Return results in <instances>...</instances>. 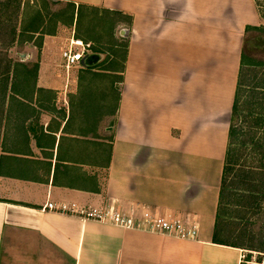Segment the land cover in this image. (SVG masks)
Segmentation results:
<instances>
[{
    "label": "crops",
    "instance_id": "1",
    "mask_svg": "<svg viewBox=\"0 0 264 264\" xmlns=\"http://www.w3.org/2000/svg\"><path fill=\"white\" fill-rule=\"evenodd\" d=\"M61 1L132 17L117 95H100L116 103L40 79L29 100L15 95L20 108L7 102L0 264H238L242 248L216 243L214 231L244 37L263 19L256 0ZM39 64L42 77L48 62ZM47 202L197 229L123 227L44 210Z\"/></svg>",
    "mask_w": 264,
    "mask_h": 264
},
{
    "label": "rangeland",
    "instance_id": "2",
    "mask_svg": "<svg viewBox=\"0 0 264 264\" xmlns=\"http://www.w3.org/2000/svg\"><path fill=\"white\" fill-rule=\"evenodd\" d=\"M256 2L258 10L263 16L259 26L264 27V0H256ZM16 7L17 5L15 4L13 6L4 4L0 7L3 17L11 16L12 24H14L13 21L15 19L13 9ZM21 8L22 11L18 18L19 35L17 36V41L11 47H8L7 50L0 48L1 53L7 54L12 61L13 67H15V71L12 72L10 78L15 75L16 80H13V78L10 81L5 100L6 105L7 102H10L13 109L14 107L20 108L23 104L15 101V95L22 94V96H19L24 100H29L27 97L31 96L36 90L37 79L38 81L40 79L42 82H44L43 80H49L44 82L46 85H61L62 89L66 91H76L78 89L92 91L91 93L96 97L87 98L86 101L91 99L94 104L99 102L100 105L114 108L116 101H112L108 97L102 99L101 96H107L110 93L113 96L112 99H114V95H117L116 89L119 87L118 82L115 80L120 77L119 72L125 54V47L123 45L113 46L111 37L113 34L115 39L123 44L128 39L127 35L124 36L120 33L122 29L128 27L127 25L126 27L124 26L125 24L120 20V17L113 16L116 19V24L111 28V25L106 23L108 20L104 18L105 16L102 15V12L96 13L86 8L81 10L80 17L77 19V16L74 15V9H70V6L59 0H24ZM37 26L39 32L34 33L31 31ZM29 29L30 31H28ZM89 35L94 37V39H101L100 42L94 41L92 43L94 48L90 50V55H96V61L92 60V65L89 68L76 66L68 69L61 54L63 47L69 43L73 36L87 42ZM247 36L245 37L246 39L248 38L245 44L248 49L249 64L254 65L255 72H257L259 77H263L262 65L264 64L261 65L260 61H264V29H252ZM41 60L48 62V66H45V64L42 68V77L39 66ZM50 62L52 63L51 66ZM38 75L40 78L37 77ZM52 79L55 82H52ZM22 98L21 101L23 100ZM47 99L50 100L51 98ZM70 100L73 104L79 102L78 99L74 100L71 98ZM11 121H13V118ZM5 126H7V122L2 121L0 124V137ZM248 152L243 155L236 167L239 169L242 166L241 163L246 161V166L257 171L256 166L259 165L258 155L251 148H248ZM253 187L250 186L248 189L253 190ZM231 190V193H233L231 199L235 202L227 203L224 211L225 219L230 222L229 226L231 227L237 226L241 229L247 224L257 234L254 243L259 245L260 242L258 240L260 238L264 240V189L258 194L261 197L259 207H256L255 210H249L247 217L241 219V222H239L240 220H238L237 216L243 208L237 206L236 201L245 192L243 187L238 185L231 188ZM253 211L257 212L254 214ZM236 233L235 231L233 237L231 236L232 234L229 237L236 239ZM244 239L246 240H242V242L248 243L247 238Z\"/></svg>",
    "mask_w": 264,
    "mask_h": 264
},
{
    "label": "trees",
    "instance_id": "3",
    "mask_svg": "<svg viewBox=\"0 0 264 264\" xmlns=\"http://www.w3.org/2000/svg\"><path fill=\"white\" fill-rule=\"evenodd\" d=\"M22 2H24V0H0V7L4 4H8V6H13V4L17 5V7L13 9L15 17L13 21L14 24L11 23V16L3 17L1 14L2 11H0V48L2 49L7 50L8 47H11L17 41V36L19 35L18 18L22 11ZM61 2L70 6V9H74V15L77 16V19L80 17L81 10L89 8L96 13L102 12V15L105 16L104 18L108 20L106 23H109L111 28H113L116 24V19L113 16H119L120 20L128 25L132 23V17L121 11L101 9L94 6L76 4L74 2ZM34 28L35 29L31 31L34 33L39 32L38 26ZM255 28L264 29V27H247L245 37H248V33ZM28 31H30V29ZM89 36L90 37L86 41L91 43V49L93 50L94 46L92 43H94V41L100 42L101 39H94L91 35ZM245 37L241 54V67L237 89L231 111L228 147L221 182L214 241L219 244L264 251V240L260 238L258 240L260 244L256 245L254 241L257 234L254 233L247 224H245L241 229L237 226L231 227L229 226L230 222H228L224 217V211L227 203L235 202L231 199V195L233 194L231 193V188L238 185L243 187V191L245 192L239 196L238 201H236V205L243 208L237 216L239 218L238 220H240L239 222H241V219H245L247 217L249 210H255L256 207H259L261 197H259L258 194H260L264 189V76L259 77L257 72H255L254 65L249 64L248 49L245 44L248 38L246 39ZM111 40V44L113 46H127V43L123 44L120 41H117L113 34ZM260 64H264V61H260ZM262 66L264 71V65ZM14 71L15 67H13L10 57L7 54L1 53L0 50V124L5 117V100L9 87V80L12 78H10V76ZM13 76L15 79V75ZM248 148H251L252 151L258 155L257 160L259 165L256 166L257 171H254L253 168L246 166V161L241 163L242 166H240L239 169L236 167L237 164H239V161L243 158V155L249 153ZM250 186H254V189H248ZM253 212L255 214L257 211ZM235 231L237 232L235 235L236 239H232ZM230 235L232 237H229ZM244 238H247L248 243L242 242V240H246Z\"/></svg>",
    "mask_w": 264,
    "mask_h": 264
},
{
    "label": "built area",
    "instance_id": "4",
    "mask_svg": "<svg viewBox=\"0 0 264 264\" xmlns=\"http://www.w3.org/2000/svg\"><path fill=\"white\" fill-rule=\"evenodd\" d=\"M91 50V43L85 42L74 36L62 49V58L65 66L69 69L83 61ZM43 209L54 210L68 215L79 216L82 219H93L109 222L123 227L149 229L152 231L178 235L181 237H195L197 225L185 226L181 219L169 220L165 217H155L150 212H145L143 217H136L134 213L109 207H84L77 203H53L47 202ZM238 264H264V251L242 248L240 250Z\"/></svg>",
    "mask_w": 264,
    "mask_h": 264
},
{
    "label": "water",
    "instance_id": "5",
    "mask_svg": "<svg viewBox=\"0 0 264 264\" xmlns=\"http://www.w3.org/2000/svg\"><path fill=\"white\" fill-rule=\"evenodd\" d=\"M128 32H129L128 31V28H126V29L124 28V29L121 30L120 33L125 36V35L128 34ZM92 60L93 61L94 60L96 61V55H90V54L89 55H86L85 58H84V60L82 61L83 62V65H92Z\"/></svg>",
    "mask_w": 264,
    "mask_h": 264
}]
</instances>
